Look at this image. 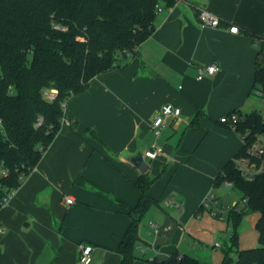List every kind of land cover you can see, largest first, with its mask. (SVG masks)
<instances>
[{"label":"crops","instance_id":"1","mask_svg":"<svg viewBox=\"0 0 264 264\" xmlns=\"http://www.w3.org/2000/svg\"><path fill=\"white\" fill-rule=\"evenodd\" d=\"M160 8L139 55L125 64L120 59L119 69L94 77L66 103L72 122L61 124L35 168L1 205L2 264H77L81 243L93 248L91 264H119L116 248L129 218L117 202L133 207L140 196L133 182L141 173L128 161L137 153L156 178L149 192L157 205L139 224L135 264H154L173 253L221 262L214 253L229 238L225 214L219 219L200 206L212 193L222 210L220 200L234 190L225 182L214 186L216 173L243 145L240 134L219 119L250 112L264 117V104L252 96L261 46L264 58V0H178ZM201 9L217 16L219 26H199ZM212 63L219 71L196 80L197 68ZM164 104L180 115L165 117L155 136L151 123ZM196 111L202 113L197 130L207 134L194 146L195 137L185 139L194 136L189 123ZM209 134L217 137L215 145ZM153 144L162 152L148 159L144 152ZM151 224L170 230L147 240ZM245 232L240 250L254 243Z\"/></svg>","mask_w":264,"mask_h":264},{"label":"trees","instance_id":"2","mask_svg":"<svg viewBox=\"0 0 264 264\" xmlns=\"http://www.w3.org/2000/svg\"><path fill=\"white\" fill-rule=\"evenodd\" d=\"M175 2L0 0V207L3 198L35 168L61 124L72 122L66 103L84 92L94 77L119 69L120 59L125 64L138 56V47L155 30L157 7L168 8ZM259 50L252 92H264L262 46ZM50 89L57 92L52 100L43 96ZM201 116L196 111L190 129L199 128ZM237 117L233 128L243 138V145L214 177V186L227 182L239 192L238 202H242L225 217L230 237L219 264H264V169L248 180L235 167L239 155L247 156L246 147L254 137L264 135V117L257 112ZM155 179L146 171L133 182L140 193L133 207L117 202L120 212L129 218L116 248L119 264H135L138 259L135 250L139 224L148 209L157 205L149 192ZM247 212L259 214L255 224L259 244L240 250L237 226ZM152 263L213 264L175 253L158 262L153 259Z\"/></svg>","mask_w":264,"mask_h":264},{"label":"built area","instance_id":"3","mask_svg":"<svg viewBox=\"0 0 264 264\" xmlns=\"http://www.w3.org/2000/svg\"><path fill=\"white\" fill-rule=\"evenodd\" d=\"M178 1V0H177ZM161 8L157 7V13L160 12ZM197 23L201 27H218L220 24V20L217 16L210 13L206 9H201L198 11L197 16ZM230 32L236 33L237 28L232 27L229 29ZM219 71V66L216 63H212L205 66H199L197 68V74H196V80L200 81L203 79L205 75H213ZM57 92L56 90L50 89L46 90L43 93V96L48 99L52 100L56 96ZM256 95L261 98L262 101H264V92L262 91H256ZM180 115V109L177 107H174L171 104H164L161 106L159 115L156 116L152 123H151V129L155 136H158L160 128L163 127V121L165 117H173L177 118ZM238 117L235 114L227 115L224 117H221L219 119V122L222 124H226L230 127H234V125L237 123ZM63 123H69V121H64ZM39 124V123H38ZM37 124V125H38ZM1 126V121H0ZM241 139H243L241 137ZM243 143V140H242ZM162 152V149L159 146H156L155 144L151 145V147L144 152V157L148 159H154L156 158L160 153ZM246 152L248 153L247 156L239 158L235 160V167L238 169L240 174L248 180H251L254 178L255 175H257L259 172L264 169V135L257 134L254 139L248 144L246 147ZM22 179L24 176L21 177ZM225 184H228L225 182ZM13 191H11L6 197L3 198L2 204L7 203L8 199L10 198ZM72 199H66V203H71ZM242 202H237L234 204V206L241 205ZM202 208L204 210H207L211 216H216L217 213L220 214V211L218 210V204L217 199L215 198L214 194L209 193L205 199L202 201L201 204ZM151 233L154 237L163 236L166 232L170 230V227L168 226H159L157 224H151ZM3 232V229L0 227V234ZM218 246V244H216ZM93 257V248L91 245L87 243H81L78 245V254H77V264H91ZM149 260H152L151 258Z\"/></svg>","mask_w":264,"mask_h":264},{"label":"rangeland","instance_id":"4","mask_svg":"<svg viewBox=\"0 0 264 264\" xmlns=\"http://www.w3.org/2000/svg\"><path fill=\"white\" fill-rule=\"evenodd\" d=\"M180 88H182V85H180ZM252 96H257L256 95V92L255 91H253V93H252ZM258 97V96H257ZM259 98V97H258ZM260 100H259V103L260 104H264V102H262V100H261V98H259ZM193 131V134L192 135H194V136H191L190 138L188 137V135H187V137L188 138H186L185 140L186 141H188V140H191V142H193L194 140L193 139H195V141H194V146H197V145H202V143H203V138H204V136H206V130L205 131H201L200 129L199 130H192ZM198 133V134H197ZM200 133V134H199ZM192 137H195V138H193L192 139ZM209 139H210V145H215V143H216V141H217V137L216 136H214L213 134H209ZM193 140V141H192ZM242 157H245V155H239L237 158H236V160L237 159H239V158H242ZM213 193H217V192H215V191H213ZM238 197H240V194H239V192H237V191H235V190H229V192L220 200V204L222 205V207H223V209L222 210H220L219 208V205H218V210L220 211V213L221 212H224V214H225V216L223 215V218H225L226 217V215H227V213L229 212V210L231 209V208H233V202L236 200H238L237 198ZM218 204V203H217ZM207 210H205V212H206ZM208 212V211H207ZM209 213V212H208ZM255 216H256V213L255 212H247L243 217H242V219L240 220V222H239V224H238V226H237V235H238V240H237V246H238V249H240V242H239V238H240V232L242 231V232H245V240L246 241H248L249 240V242L248 243H250V241L251 242H254L252 245H246V246H250V247H247L246 249H249V248H254V247H257L258 246V244H259V242H258V232H257V230H256V228H255V226H254V222H255ZM217 218H219L220 219V217H217ZM252 225V229H248V227H249V225ZM228 231H229V237H230V230L228 229ZM154 237H153V235L152 234H149L148 233V238H147V240H152ZM221 241V240H220ZM229 241V238H227L226 240H225V242L226 243H224L223 245H222V247L221 248H219V249H216L217 250V252L216 253H214L215 255L217 254V255H219L220 256V259L223 257V251H222V249H223V247L227 244V242ZM242 246V245H241ZM232 258L233 259H235V254H233L232 253ZM222 260V259H221Z\"/></svg>","mask_w":264,"mask_h":264},{"label":"water","instance_id":"5","mask_svg":"<svg viewBox=\"0 0 264 264\" xmlns=\"http://www.w3.org/2000/svg\"><path fill=\"white\" fill-rule=\"evenodd\" d=\"M128 161L134 165L140 171V173H144L148 170V165L144 162L141 153H137L136 155L129 157Z\"/></svg>","mask_w":264,"mask_h":264}]
</instances>
